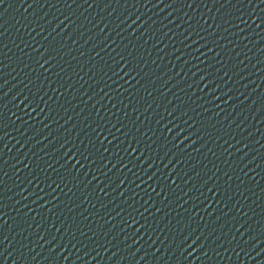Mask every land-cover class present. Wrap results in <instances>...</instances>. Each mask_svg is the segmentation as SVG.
<instances>
[{
	"label": "water",
	"instance_id": "1",
	"mask_svg": "<svg viewBox=\"0 0 264 264\" xmlns=\"http://www.w3.org/2000/svg\"><path fill=\"white\" fill-rule=\"evenodd\" d=\"M60 0H0V46Z\"/></svg>",
	"mask_w": 264,
	"mask_h": 264
}]
</instances>
